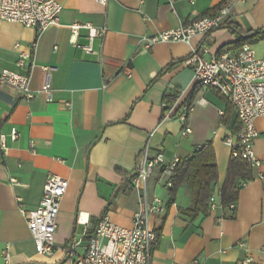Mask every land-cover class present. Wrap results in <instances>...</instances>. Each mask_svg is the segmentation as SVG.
Returning <instances> with one entry per match:
<instances>
[{
  "label": "crops",
  "instance_id": "1",
  "mask_svg": "<svg viewBox=\"0 0 264 264\" xmlns=\"http://www.w3.org/2000/svg\"><path fill=\"white\" fill-rule=\"evenodd\" d=\"M56 1L62 6L59 22L40 35L17 24L0 27V71L21 73L15 65L19 52L31 53L34 62L31 100L0 86V130L18 132L15 142L7 140L0 159V264L75 262L84 257L88 237L103 217L131 228L139 199L131 179L145 145L150 156L160 153L166 163L176 158L181 164L195 148L210 145L217 166V208L195 218L184 214L192 207L190 191L178 189L170 202L167 174L153 171L147 194L159 201V212L150 218L156 236L151 264H242L247 259L264 264V117L254 123V152L261 166L248 167L252 179L242 182L231 212L221 207L219 191L231 160L223 140L237 130L236 115L216 91L196 86L185 64L192 49L218 56L237 39L220 28L189 44L144 45L145 39L215 12L223 0H109L106 6L95 0ZM75 23L106 34L90 42L87 30L80 29L73 39ZM227 23L242 33L264 29V0H237ZM251 46L263 56L264 41ZM80 47H90L91 53ZM41 67L53 69L49 103L40 92ZM167 95L175 96L171 104L165 102ZM200 98L205 105L196 104ZM188 105H194L186 121L190 133L182 135L177 114ZM49 176L67 180L68 188L56 217L55 250L46 256L35 249L25 213L38 206ZM74 244L69 259L65 253Z\"/></svg>",
  "mask_w": 264,
  "mask_h": 264
},
{
  "label": "built area",
  "instance_id": "2",
  "mask_svg": "<svg viewBox=\"0 0 264 264\" xmlns=\"http://www.w3.org/2000/svg\"><path fill=\"white\" fill-rule=\"evenodd\" d=\"M95 1L101 6H106L109 0ZM187 1L190 4L194 3V0ZM236 1L223 0L212 14L202 15L197 20L180 25L175 30L145 39L144 45L150 48L156 43L189 44L193 37L209 35L227 23L231 7ZM61 11L62 6L56 0H0V27L3 23L17 24L40 35L47 27L58 24ZM80 29L87 30L90 42L106 34L105 29H97L91 24L75 23L70 26L73 39H76ZM72 42L75 44V40ZM35 46L36 44L33 43L32 48ZM18 47L19 45L14 46L15 49ZM80 48L86 53H91L90 47ZM207 53L208 50L205 48L201 54L192 49L190 57L185 62L192 69L193 82L202 90L212 89L228 100L236 115L237 130L227 135L223 142L230 150L231 159L245 162L250 169L259 168L261 162L254 152V141L258 136L254 123L257 118L264 117V54L262 57H257L251 45H243L236 52H227L218 56L206 57ZM15 65L22 72L1 70L0 86L9 85L23 99L31 100L33 92L30 89V74L34 67L32 54L19 52ZM41 69L44 80L40 92L49 103L52 101L50 78L53 69L50 67H41ZM124 72H129V66L125 67ZM196 104L205 105L206 101L200 98ZM193 108L194 105L185 106L177 114V119L183 125L182 135L190 133L186 121ZM219 115L222 116L223 113L220 112ZM17 138L18 132L15 128H12L7 135L0 130V159L6 155L7 140L15 142ZM206 147L207 145L197 147L194 152ZM183 165L176 158L166 163L160 153L150 156L148 145H145L135 175L131 179V187L139 195L132 227L122 228L110 223L106 217L101 218L88 237L84 257L75 262L69 260L65 264H151V251L156 236L151 229L150 218L152 214L159 212V201L149 199L147 183L153 171L159 168L167 174L166 187L171 189L175 169ZM11 182L15 183L14 180ZM67 188V180L58 176L47 177L38 206L35 210L25 213L35 249L42 255L51 256L54 253L56 217ZM216 198L217 190L209 198L210 211H215L217 208ZM227 209L234 212L235 203L230 204ZM76 245L66 251L65 254L69 259ZM240 245L243 246V243ZM261 251L264 253V242ZM3 260L8 261L6 249L3 251ZM250 262L251 260L247 259L242 264Z\"/></svg>",
  "mask_w": 264,
  "mask_h": 264
},
{
  "label": "trees",
  "instance_id": "3",
  "mask_svg": "<svg viewBox=\"0 0 264 264\" xmlns=\"http://www.w3.org/2000/svg\"><path fill=\"white\" fill-rule=\"evenodd\" d=\"M213 12L206 13L207 15ZM221 28L227 29L237 39L235 43L219 51V55L228 50H239L243 45H255L264 41V29L242 33L236 25L224 24ZM175 96H165V102L171 104ZM252 179L251 171L245 162L231 159L226 173V179L219 191L220 205L227 209L237 201L242 182ZM217 184V166L215 154L210 145L194 153V156L183 166L175 169L172 179V188L169 190L170 202L174 200L180 188H187L191 193L192 207L184 214L195 218L199 214L206 216L209 213V198L215 191Z\"/></svg>",
  "mask_w": 264,
  "mask_h": 264
}]
</instances>
